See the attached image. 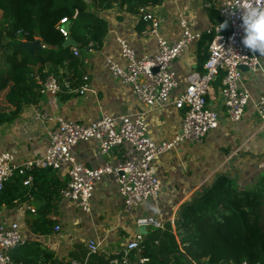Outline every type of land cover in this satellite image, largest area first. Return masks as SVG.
Returning <instances> with one entry per match:
<instances>
[{
    "label": "crops",
    "instance_id": "crops-1",
    "mask_svg": "<svg viewBox=\"0 0 264 264\" xmlns=\"http://www.w3.org/2000/svg\"><path fill=\"white\" fill-rule=\"evenodd\" d=\"M222 0H162L148 7L159 22L160 34L169 41L180 38L181 17H185L192 30L205 33L217 22L218 4ZM211 3V7H207ZM107 22L108 31L100 47L81 50V65L78 67L83 77H87L90 89L84 95L61 92L57 95L40 93L36 102L25 104L19 116L12 122L0 125V152H10L16 162L42 156L49 145L50 133L56 127L55 120L36 119L39 109L49 117L62 116L68 120L88 123L102 115H145L148 133L154 142L160 144L180 131L183 111L175 105L146 106L133 94L132 87L112 77L104 67L105 59L111 58L122 66L127 62L121 54L117 38L126 39L135 50L136 57L155 54L157 40L143 32L150 23L141 20L138 13L129 12L126 7L114 3L99 12ZM209 53V39L191 43L184 55L176 60L173 69L179 87L171 94L174 101L188 85V78L194 71H202L203 60ZM261 68L253 73L242 69L241 85L249 89L251 99L245 115L239 121H231L221 96V79L214 82L208 97L210 106L218 113V127L210 131L200 143H178L173 149L160 155L154 166L162 182V190L157 202L145 201L133 212H126L118 192V184L111 176L101 178L95 185L92 211L85 213L67 199L56 201L55 210L48 215L53 222L50 233H36L31 222L45 200L37 195L27 196L12 208L2 207V218L19 224L30 247L26 252H43L50 258L38 255L37 264H71L72 260L86 264H101L102 260L133 239L142 226L139 221L153 218L166 224L175 223L181 206L197 196L219 174L237 179L244 188H254L263 174L258 164L264 161V120L257 113L254 103L264 94V56L260 55ZM203 64V65H202ZM45 68L44 73L47 72ZM60 69V73L66 72ZM54 75V74H50ZM49 75V76H50ZM56 76V75H55ZM37 79L39 76L37 75ZM78 162L90 168H99L106 157L99 152L96 139L80 141L73 149ZM117 154L114 157L117 158ZM69 164L55 174L67 183ZM35 209L36 212H32ZM57 218V220H54ZM57 224L60 231H55ZM147 231L151 228L146 227ZM95 239L100 244V252L89 256L87 243ZM22 248V247H21ZM15 250V256L21 257ZM33 256L28 255L27 259ZM19 264H23L18 262Z\"/></svg>",
    "mask_w": 264,
    "mask_h": 264
},
{
    "label": "built area",
    "instance_id": "built-area-1",
    "mask_svg": "<svg viewBox=\"0 0 264 264\" xmlns=\"http://www.w3.org/2000/svg\"><path fill=\"white\" fill-rule=\"evenodd\" d=\"M257 6V0H222L218 4L220 18L205 33L213 35L209 41V56L202 71H194L188 78V85L178 98L171 100L172 92L179 87L174 62L180 59L186 48L199 41L204 33L192 30L189 21L181 17V36L176 41L165 39L159 30V22L148 7L139 11L142 21L150 23L143 33L152 35L157 40L158 51L136 57L135 50L126 39L117 38L121 54L126 60L122 66L111 58H106L104 67L112 77L132 87L133 94L146 106L173 104L183 111L180 131L173 138L160 144L153 141L148 133V123L143 114L134 116L109 114L88 123L68 120L62 116H52L36 109L35 118L55 120L57 125L50 133V142L46 152L39 157L23 163L16 162L10 152H0V191L16 175H27L23 181L26 186L33 184L32 172L36 169L59 171L65 163L69 166V180L60 190L59 197L67 199L85 213L92 211V199L95 185L105 177L111 176L118 184V192L126 212H133L145 201L157 202L162 190V182L157 175L154 161L163 153L173 149L178 143H200L206 135L216 129L219 123L218 113L210 106L208 97L214 82L221 79V96L231 121H239L246 113L251 99L249 89L241 85L242 66L253 73L261 68L260 54L245 48L241 39L244 35L240 17L244 4ZM208 8L212 6L207 3ZM264 7V2L260 4ZM227 27L221 29V24ZM64 18L58 25L60 32L68 38ZM94 44L89 45V49ZM81 50L74 47V55L80 56ZM77 87L65 83L70 94L84 95L90 89L87 77ZM40 93L57 95L62 92L60 82L55 75L46 78L40 87ZM259 116L264 120V94L254 103ZM96 139L99 152L106 161L99 168H90L78 162L73 154L74 147L80 141ZM117 154V158L114 157ZM264 175V161L258 164ZM32 212H36L32 209ZM0 210V264H19L13 261L12 252L27 243L18 223L6 221ZM54 220H57L55 218ZM140 226L151 229H164L165 224L153 218L139 221ZM175 230V223H172ZM57 224L55 231H60ZM145 234L139 232L123 247L108 256L109 264H145L148 258L140 254ZM89 256L100 252V244L95 239L87 243ZM135 252V254H134ZM71 264H86L72 260ZM243 264H249L244 262Z\"/></svg>",
    "mask_w": 264,
    "mask_h": 264
},
{
    "label": "trees",
    "instance_id": "trees-1",
    "mask_svg": "<svg viewBox=\"0 0 264 264\" xmlns=\"http://www.w3.org/2000/svg\"><path fill=\"white\" fill-rule=\"evenodd\" d=\"M162 0H0V125L14 121L25 104L36 102L40 87L50 74L57 76L62 92L65 83L77 87L84 81L79 72L81 61L74 47H64L67 39L59 30L67 18L68 37L82 51L91 43L102 45L108 31L107 22L99 12L118 3L129 12ZM215 16L211 12V18ZM213 35L204 33L209 41ZM41 39L42 47L29 52L20 42ZM209 53L205 58H208ZM207 59H205L206 61ZM203 60V62H205ZM204 64V63H203ZM202 64V65H203ZM45 68L47 72L44 73ZM66 69L60 73V69ZM37 75L39 79H37ZM51 169L32 172L33 184H23L27 175L16 174L0 191V209L12 208L27 196L37 195L45 200L31 228L47 234L54 222L48 217L55 210L60 190L66 185ZM68 182V181H67ZM139 255L148 258L145 264H264V175L254 188H244L237 179L217 175L191 201L184 203L175 220L164 229H150L144 236ZM21 257L15 250L22 248ZM19 246L12 252L14 262L37 264L43 252H26ZM135 254V252H134ZM33 256L27 259V256ZM101 264H109L108 259Z\"/></svg>",
    "mask_w": 264,
    "mask_h": 264
},
{
    "label": "clouds",
    "instance_id": "clouds-1",
    "mask_svg": "<svg viewBox=\"0 0 264 264\" xmlns=\"http://www.w3.org/2000/svg\"><path fill=\"white\" fill-rule=\"evenodd\" d=\"M264 0H257V6L251 3L244 4V11L240 19L244 35L242 45L252 52H258L264 56V7L260 4ZM227 27V22L221 24V29Z\"/></svg>",
    "mask_w": 264,
    "mask_h": 264
},
{
    "label": "water",
    "instance_id": "water-1",
    "mask_svg": "<svg viewBox=\"0 0 264 264\" xmlns=\"http://www.w3.org/2000/svg\"><path fill=\"white\" fill-rule=\"evenodd\" d=\"M20 46L25 48L29 52H33L34 50L39 49V48L42 47V41H41V39H37V40H35L33 42L22 41V42H20ZM70 46L77 47V46H79V44L74 39H72L71 37H68L65 40V42H64V47H70ZM241 68L244 69V68H247V67L246 66H242ZM140 232L142 234H147L148 233L147 228L145 226L141 227Z\"/></svg>",
    "mask_w": 264,
    "mask_h": 264
},
{
    "label": "rangeland",
    "instance_id": "rangeland-1",
    "mask_svg": "<svg viewBox=\"0 0 264 264\" xmlns=\"http://www.w3.org/2000/svg\"><path fill=\"white\" fill-rule=\"evenodd\" d=\"M3 17H2V12H0V22L2 21ZM142 205V204H141Z\"/></svg>",
    "mask_w": 264,
    "mask_h": 264
}]
</instances>
